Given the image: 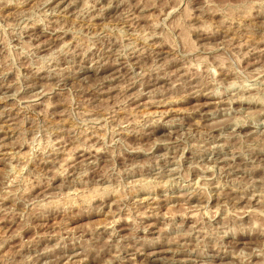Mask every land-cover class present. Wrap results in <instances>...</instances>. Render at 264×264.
<instances>
[{
	"label": "rangeland",
	"instance_id": "1",
	"mask_svg": "<svg viewBox=\"0 0 264 264\" xmlns=\"http://www.w3.org/2000/svg\"><path fill=\"white\" fill-rule=\"evenodd\" d=\"M43 2L0 4V264L14 250L20 253L16 264H104L117 250L113 264H228L231 256L210 244L198 248L197 235L187 233L201 213L216 212L234 195L215 184L238 178L258 182L264 175L260 169L246 174L241 157L233 158L236 138L248 137L264 120V97L255 90L243 93L248 99L234 100L230 116L224 112L229 105H217L215 97L173 99L166 90L186 71L171 58L173 38L181 45L196 41V33L187 30L196 25L172 11L179 0H155L161 6L142 15L136 10L135 20L120 19L125 9L119 0H111V7L109 0H51L44 9L36 7ZM200 2L191 0L184 9L193 20ZM161 13L168 16L165 23L177 25L171 36L153 29ZM98 32L109 47L135 45L138 52L128 63L143 73L138 79L120 64L91 65L85 49ZM69 57L75 79L59 71ZM242 65L249 73L264 69L256 53ZM73 84L85 90L63 91ZM197 105L200 112L192 113ZM46 118L55 131L37 130ZM177 121L190 133L180 151L170 143ZM251 153L257 162L264 160L261 147ZM81 172V183L64 186L66 177ZM204 187L214 191L210 201L200 191ZM106 189L111 191L103 196ZM84 200L94 212L80 214ZM243 203L226 211H240ZM81 233L96 234L100 243L112 236L110 250L85 255L71 238Z\"/></svg>",
	"mask_w": 264,
	"mask_h": 264
},
{
	"label": "clouds",
	"instance_id": "2",
	"mask_svg": "<svg viewBox=\"0 0 264 264\" xmlns=\"http://www.w3.org/2000/svg\"><path fill=\"white\" fill-rule=\"evenodd\" d=\"M2 3L4 0H0V4ZM50 3L51 0H44L36 7L44 9ZM190 3L191 0H188V3H185V0H179L172 8L173 12H178L183 22L196 25L187 29L188 32L196 33V41L181 45L176 42L179 38H173L171 58L183 63L186 66V71L175 75L176 83L166 91L173 96L175 101L185 103L197 100L201 96L215 97L217 105L222 103L229 105L224 109V112L226 116H230L232 111L230 106L234 100L248 99L243 93L255 90L264 97V69L258 73H249L242 65V62L253 53L258 54L264 61V0H220V2L201 0L198 15L194 20L191 12L184 11ZM92 6L89 5V7ZM111 6L112 3L109 0L108 7ZM119 6L125 9L121 13V20L125 18L135 20L137 17L134 12L136 10L142 15L146 8H155L161 5L156 4L155 0H119ZM169 6L167 3L163 5V7ZM4 7H7V4H4ZM192 11L197 10L193 9ZM53 13L55 14V10ZM217 14L221 18L213 20L212 17ZM41 15L47 20L46 13L41 12ZM257 20L261 22L257 23ZM166 21H168V16L161 13V17L153 25V29L160 28L162 34L171 36L172 28L177 25L174 22L165 23ZM101 34L100 32L96 33V42L85 49L86 53L91 54V65L106 69L108 65L120 64L129 68L131 74L138 79L139 75L143 73H135L133 65L128 63L133 54L138 52L135 45L125 44L119 48L109 47L100 39ZM152 34L156 35L157 33L153 31ZM14 38L16 37L14 36ZM76 55L81 54L76 52ZM72 63V58L69 57V63L59 71L67 74L70 79H75L76 77L72 76ZM88 67V65L82 66V68ZM81 70L77 69L78 72ZM181 75L183 79H181ZM229 75L232 77L231 83H228ZM84 90V88H78L73 84L70 89L65 88L63 91L79 94ZM191 112H200V106L192 108ZM73 118L78 119L81 124L86 123L77 113H73ZM244 122L246 121H239V123ZM173 123L176 124L178 130L174 133L175 139L170 140V143L176 146L177 151H180L184 147L185 137L190 133L184 131V126L178 121ZM256 127L257 130L250 133L248 137L236 138L239 146L235 147L233 158L241 157L240 165L243 166V171L246 174L253 173L257 169L264 172V160L257 162L251 158V149L259 146L264 150V131L260 130L264 129V120H260ZM37 130L46 133L55 131L48 123L47 118L39 123ZM123 146L127 147V145ZM110 147L105 142L103 150L108 151ZM152 147L154 148L156 145L154 144ZM151 150V148L148 149V151ZM245 152L248 154L246 155ZM110 171L114 172L115 170ZM107 175L108 172H106ZM115 175L118 177L119 173ZM84 176L85 173L81 172L79 176L72 175L71 179L66 177L64 186L81 183ZM214 188L221 192H224L226 188H231L234 195L226 194L228 203L218 204L216 212L210 210L207 214L201 213L187 235L193 233L197 235L198 248L202 249L210 244L218 251L223 252L225 256H231L232 259L228 264H264V175L259 176L258 182L253 178L241 182L238 178L231 183L215 184ZM110 191L111 189H106L101 194L107 196ZM200 191L209 201L214 195V191H209L208 187L201 188ZM249 193L252 195L249 196ZM255 197L259 199L258 203L253 206L252 200ZM242 202H244L242 210L226 211V208L240 207ZM90 203L88 200L81 202L79 209L81 215L95 211L89 206ZM169 227L170 225H166L165 231ZM71 238L73 241H79L85 255L90 250H95L99 254L101 251L111 248L112 236L109 237V241L103 243L99 242L96 234L85 238L81 233L79 236L73 235ZM119 251L117 250L116 256L104 261V264H113V260L118 259ZM18 259H20V253L14 250L12 254L4 258V264H16Z\"/></svg>",
	"mask_w": 264,
	"mask_h": 264
},
{
	"label": "bare ground",
	"instance_id": "3",
	"mask_svg": "<svg viewBox=\"0 0 264 264\" xmlns=\"http://www.w3.org/2000/svg\"><path fill=\"white\" fill-rule=\"evenodd\" d=\"M163 126V125H162ZM158 128H160V126H158ZM162 128V127H161ZM163 129V128H162Z\"/></svg>",
	"mask_w": 264,
	"mask_h": 264
}]
</instances>
